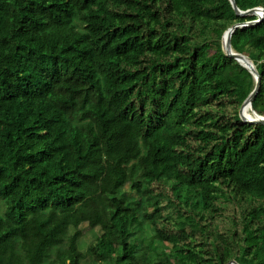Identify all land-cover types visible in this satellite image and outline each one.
Instances as JSON below:
<instances>
[{
  "label": "trees",
  "instance_id": "trees-1",
  "mask_svg": "<svg viewBox=\"0 0 264 264\" xmlns=\"http://www.w3.org/2000/svg\"><path fill=\"white\" fill-rule=\"evenodd\" d=\"M256 18L230 0H0V246L33 233L22 264H264V123L239 113L256 80L222 43ZM231 40L262 113L264 19Z\"/></svg>",
  "mask_w": 264,
  "mask_h": 264
},
{
  "label": "water",
  "instance_id": "water-1",
  "mask_svg": "<svg viewBox=\"0 0 264 264\" xmlns=\"http://www.w3.org/2000/svg\"><path fill=\"white\" fill-rule=\"evenodd\" d=\"M233 7L235 8L236 12L240 15L243 16H247V15H256L257 18L253 19V20H248L246 22H239L236 23L234 25H232L230 28H228L225 33L223 34L222 37V43H223V48L226 51V53L228 55H231L233 57H235L241 64H243L245 67H247L253 74L255 80H256V86L254 88V90L251 92V94L246 98V100L243 102L241 108H240V117L246 121V122H250V123H264V115H261L258 111L255 110L254 106H253V99L256 96V94L259 91V88L261 86V76L259 71L256 68V65L254 64L253 60L238 51H235L232 47V34L235 31V29L237 27H241V26H248V25H255L257 23H259L262 19H261V15L262 12H264V9H262L260 6L258 7H253V8H249L247 10H243L241 9L237 3L236 0H230ZM261 9V11H260ZM250 106L251 110H252V115L246 113V107ZM228 264H240L239 262H237L236 260H231L230 262H228Z\"/></svg>",
  "mask_w": 264,
  "mask_h": 264
},
{
  "label": "rangeland",
  "instance_id": "rangeland-1",
  "mask_svg": "<svg viewBox=\"0 0 264 264\" xmlns=\"http://www.w3.org/2000/svg\"><path fill=\"white\" fill-rule=\"evenodd\" d=\"M262 115H264V103L261 105ZM253 113V112H251ZM160 191L158 184L153 182L149 184V188L147 193H155ZM83 230L82 238L80 240L81 249L84 252H87L89 245L94 242L100 233V228H92L88 223H84L81 226ZM35 239L33 233L29 232L27 235L20 239L15 238V240H7L0 246V264H22L26 261L27 249L32 246L33 240ZM11 248L17 250L15 253ZM91 257L88 255L87 262L91 263ZM158 264H165L163 260H161Z\"/></svg>",
  "mask_w": 264,
  "mask_h": 264
},
{
  "label": "bare ground",
  "instance_id": "bare-ground-1",
  "mask_svg": "<svg viewBox=\"0 0 264 264\" xmlns=\"http://www.w3.org/2000/svg\"><path fill=\"white\" fill-rule=\"evenodd\" d=\"M252 110H251V108H250V106H247L246 107V113H248L249 115L251 114L252 115ZM262 115V114H261ZM253 116V115H252Z\"/></svg>",
  "mask_w": 264,
  "mask_h": 264
},
{
  "label": "built area",
  "instance_id": "built-area-1",
  "mask_svg": "<svg viewBox=\"0 0 264 264\" xmlns=\"http://www.w3.org/2000/svg\"><path fill=\"white\" fill-rule=\"evenodd\" d=\"M262 9H264V7H261ZM261 11V9H260ZM262 12V11H261ZM261 19L263 20L264 19V12H262V15H261Z\"/></svg>",
  "mask_w": 264,
  "mask_h": 264
},
{
  "label": "clouds",
  "instance_id": "clouds-1",
  "mask_svg": "<svg viewBox=\"0 0 264 264\" xmlns=\"http://www.w3.org/2000/svg\"><path fill=\"white\" fill-rule=\"evenodd\" d=\"M260 7H262V6H260Z\"/></svg>",
  "mask_w": 264,
  "mask_h": 264
}]
</instances>
